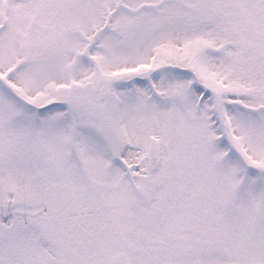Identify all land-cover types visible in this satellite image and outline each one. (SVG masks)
I'll return each mask as SVG.
<instances>
[{
    "label": "snow or ice",
    "instance_id": "1",
    "mask_svg": "<svg viewBox=\"0 0 264 264\" xmlns=\"http://www.w3.org/2000/svg\"><path fill=\"white\" fill-rule=\"evenodd\" d=\"M0 264H264V0H0Z\"/></svg>",
    "mask_w": 264,
    "mask_h": 264
}]
</instances>
